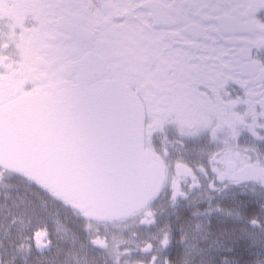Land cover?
<instances>
[{"label":"snow or ice","instance_id":"obj_1","mask_svg":"<svg viewBox=\"0 0 264 264\" xmlns=\"http://www.w3.org/2000/svg\"><path fill=\"white\" fill-rule=\"evenodd\" d=\"M0 264H264V0H0Z\"/></svg>","mask_w":264,"mask_h":264}]
</instances>
